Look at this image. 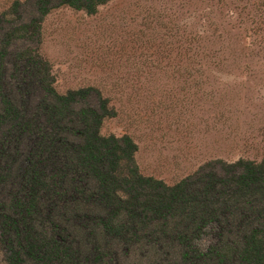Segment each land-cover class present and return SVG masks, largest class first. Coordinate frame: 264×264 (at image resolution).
Here are the masks:
<instances>
[{"label": "trees", "instance_id": "1", "mask_svg": "<svg viewBox=\"0 0 264 264\" xmlns=\"http://www.w3.org/2000/svg\"><path fill=\"white\" fill-rule=\"evenodd\" d=\"M109 1L25 0L32 16L15 1L0 16L4 264H264V159L208 162L167 185L140 174L130 137L101 135L115 112L99 90L54 88L44 17Z\"/></svg>", "mask_w": 264, "mask_h": 264}, {"label": "rangeland", "instance_id": "2", "mask_svg": "<svg viewBox=\"0 0 264 264\" xmlns=\"http://www.w3.org/2000/svg\"><path fill=\"white\" fill-rule=\"evenodd\" d=\"M15 1L0 0V16ZM264 0H110L52 9L38 53L60 94L92 87L145 177L174 185L212 161L264 159ZM260 5V6H259ZM0 264H4L0 253Z\"/></svg>", "mask_w": 264, "mask_h": 264}]
</instances>
